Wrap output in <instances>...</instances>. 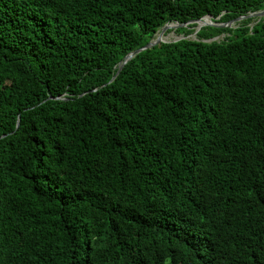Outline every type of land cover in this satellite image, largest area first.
<instances>
[{
  "label": "trees",
  "instance_id": "obj_1",
  "mask_svg": "<svg viewBox=\"0 0 264 264\" xmlns=\"http://www.w3.org/2000/svg\"><path fill=\"white\" fill-rule=\"evenodd\" d=\"M263 9L0 0V264H264Z\"/></svg>",
  "mask_w": 264,
  "mask_h": 264
},
{
  "label": "water",
  "instance_id": "obj_2",
  "mask_svg": "<svg viewBox=\"0 0 264 264\" xmlns=\"http://www.w3.org/2000/svg\"><path fill=\"white\" fill-rule=\"evenodd\" d=\"M264 17V9L263 10H259V11H255V12H249L248 14L246 15H241L237 18H234L232 20H230L229 22H226V23H219V22H216L215 21V18L213 15H205L203 16L202 18H199V19H194V20H191L189 22H186V23H180L178 21L176 22H172V23H166L160 30V34H163L165 31H167L168 29H177L178 27H183V26H188L189 24H197V27H196V30H195V33L194 35L196 36V34L199 32V30L203 27V26H207V25H215V26H233L234 23H236L237 21H241L243 19H247V18H256L257 19V22ZM207 18V20L201 24L200 21L202 20H205ZM220 18V17H217V19ZM218 39V37H215V38H212L208 41H212V40H216ZM175 40H178V39H175ZM171 41V40H170ZM161 42H169V40H163L161 37H153V39H151V41L146 44L144 47L142 48H139V49H136L130 53H128L124 60L120 62L119 64V69L117 71V74L113 77V79L111 81H113L117 75L120 73V71L123 69L124 65L130 61L133 57H135L137 54H139L141 51L143 50H146L148 48H152L154 47L155 45L161 43Z\"/></svg>",
  "mask_w": 264,
  "mask_h": 264
},
{
  "label": "clouds",
  "instance_id": "obj_3",
  "mask_svg": "<svg viewBox=\"0 0 264 264\" xmlns=\"http://www.w3.org/2000/svg\"><path fill=\"white\" fill-rule=\"evenodd\" d=\"M179 218L184 219L187 224L189 225L185 233L180 237V240L186 241L191 247L194 246L196 241H200V244H204L201 239V231L196 222L191 220L189 217H179V216H173V222H176ZM223 232L228 234V230L225 229ZM192 233V235L190 234ZM244 242L246 243V246H249L247 243V240L243 237ZM220 243L216 240V245H219ZM198 258V257H197Z\"/></svg>",
  "mask_w": 264,
  "mask_h": 264
},
{
  "label": "rangeland",
  "instance_id": "obj_4",
  "mask_svg": "<svg viewBox=\"0 0 264 264\" xmlns=\"http://www.w3.org/2000/svg\"><path fill=\"white\" fill-rule=\"evenodd\" d=\"M161 30V29H160ZM160 30L156 33V35H158V33L160 32ZM167 33L169 37V41L170 40H175V39H179L182 38L184 36L183 33L178 32L176 29H168L167 31H165ZM155 35V36H156ZM190 37L195 38L196 36L194 34L190 35ZM223 36L219 37L222 38Z\"/></svg>",
  "mask_w": 264,
  "mask_h": 264
},
{
  "label": "bare ground",
  "instance_id": "obj_5",
  "mask_svg": "<svg viewBox=\"0 0 264 264\" xmlns=\"http://www.w3.org/2000/svg\"><path fill=\"white\" fill-rule=\"evenodd\" d=\"M207 20V18L205 20L200 21L201 24L204 23ZM157 37H161L163 40H169V37L166 32H164L163 34L158 33V35H156Z\"/></svg>",
  "mask_w": 264,
  "mask_h": 264
}]
</instances>
